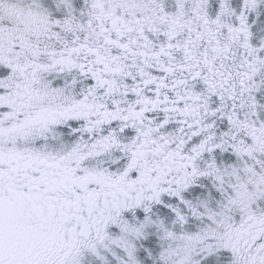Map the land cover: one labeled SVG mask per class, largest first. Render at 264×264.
<instances>
[{"label":"snow or ice","instance_id":"obj_1","mask_svg":"<svg viewBox=\"0 0 264 264\" xmlns=\"http://www.w3.org/2000/svg\"><path fill=\"white\" fill-rule=\"evenodd\" d=\"M0 264H264V0H0Z\"/></svg>","mask_w":264,"mask_h":264}]
</instances>
